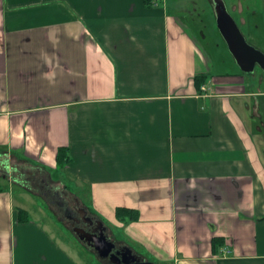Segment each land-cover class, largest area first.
I'll return each mask as SVG.
<instances>
[{"label": "crops", "instance_id": "0c3cea01", "mask_svg": "<svg viewBox=\"0 0 264 264\" xmlns=\"http://www.w3.org/2000/svg\"><path fill=\"white\" fill-rule=\"evenodd\" d=\"M188 1L0 0V154L52 178L69 147L63 184L145 260L264 264V162L243 113L264 74L251 83L233 55L237 70L214 71ZM20 208L0 192V264H94Z\"/></svg>", "mask_w": 264, "mask_h": 264}, {"label": "rangeland", "instance_id": "374dc122", "mask_svg": "<svg viewBox=\"0 0 264 264\" xmlns=\"http://www.w3.org/2000/svg\"><path fill=\"white\" fill-rule=\"evenodd\" d=\"M168 1L173 2L178 0ZM225 2L247 41L264 52V0H225ZM236 2L244 5V11L240 12L239 9H233L232 5ZM186 7L185 13H179L182 14L185 26L198 37L203 47L210 53L215 65L214 71L237 70L236 65L232 61L234 58L217 27L214 0H195L194 3H187ZM231 58L233 59L231 60ZM246 74L251 83H258L264 73L257 66L255 71ZM255 85L257 86V84ZM262 86L264 88V84ZM250 105L251 109L248 114H246V111H243V113L264 162V94L252 97ZM256 107L257 112L255 111V114H252ZM2 155L0 154V180L3 182L0 181V184L3 190L9 191L16 202L22 203L23 206L27 207L30 216L39 225L41 224L40 226H48L49 230L55 232L58 239L61 238L66 241L74 251V254H79L85 258V261L94 264H110V261H106L107 259L110 260L109 257L102 260L97 249L89 244L86 239L83 240L79 237L75 229H73L72 222L74 220L66 216L67 210L63 209V206L57 201L58 199L55 194L64 197L65 201L71 206L70 210L73 215L77 214L75 206H80L79 212L81 218L85 221L87 218L88 220L90 219L86 208H84L86 212L85 216L81 213V200H76V197L72 196V192H69L66 185L63 184L67 179L64 173L65 170L59 168L58 171L51 172V178L50 173L47 170H43L35 162H30L12 153L8 154L4 159ZM91 214L93 213L91 212ZM90 221L93 223L92 220ZM105 221L110 224V220L107 217ZM105 231L107 239L117 245L119 242L113 241L110 233ZM113 232L116 237H121L124 233V228L121 229L116 226L113 228ZM150 261L154 262L153 259H150Z\"/></svg>", "mask_w": 264, "mask_h": 264}, {"label": "water", "instance_id": "95a60500", "mask_svg": "<svg viewBox=\"0 0 264 264\" xmlns=\"http://www.w3.org/2000/svg\"><path fill=\"white\" fill-rule=\"evenodd\" d=\"M214 2L217 27L238 66L247 73L255 71L257 66L264 72V52L247 41L237 21L229 12L225 0H214ZM81 213L85 216L84 208H82ZM104 231L105 227L101 222L94 232H88L79 227L75 228V232L81 239H86L89 244L97 249L102 260L110 258V264H156L139 257L129 247H124L122 250L113 253L116 245L107 239Z\"/></svg>", "mask_w": 264, "mask_h": 264}, {"label": "trees", "instance_id": "16d2710c", "mask_svg": "<svg viewBox=\"0 0 264 264\" xmlns=\"http://www.w3.org/2000/svg\"><path fill=\"white\" fill-rule=\"evenodd\" d=\"M147 5H151L154 0H144ZM209 74L208 73H200L195 75L194 81L195 85L198 89H201V86L206 82L208 79ZM30 162H33L32 160H28ZM70 162V148L67 146L59 147L58 154H57V166L60 168H63L67 163ZM34 163V162H33ZM3 191V187L0 184V192ZM18 220L21 222H28L30 220V214L25 209H19L18 210ZM116 217L123 221V222H131V221H138L141 217V213L136 208H130L125 206H119L116 208ZM222 240L223 239H219ZM218 238L213 239V245H217Z\"/></svg>", "mask_w": 264, "mask_h": 264}, {"label": "flooded vegetation", "instance_id": "af4514ba", "mask_svg": "<svg viewBox=\"0 0 264 264\" xmlns=\"http://www.w3.org/2000/svg\"><path fill=\"white\" fill-rule=\"evenodd\" d=\"M55 196H57L56 198L58 199L57 201L63 206L62 208L63 209H65V210H67V213H66V216L68 217V218H71V219H73L74 221L72 222V225H73V229H75V228H83V229H85L86 231H88V232H94V230L95 229H97V227H98V225H99V223L101 222V220L98 218V217H96L95 215H93V214H91L89 211H88V216H89V220H84L83 218H81V216H80V212H79V209H81V207L80 206H75L76 207V215H73L72 214V211L70 210L71 209V206L68 204V202L67 201H65V199H64V197L63 196H61V195H58V194H55ZM64 199V200H63ZM75 216H76V218H75ZM75 218V219H74ZM90 220H92L93 221V223L90 221ZM100 221V222H99ZM102 223V222H101ZM104 225V224H103ZM104 227H105V225H104ZM105 230L106 231H108L107 230V228L105 227ZM105 231V232H106ZM124 248V245H122V244H117L116 245V247H115V249L113 250V253H116V252H118V251H120V250H122ZM122 253V252H121ZM120 257H121V254L119 255ZM107 262H109L110 260L109 259H107L106 260ZM105 261V262H106Z\"/></svg>", "mask_w": 264, "mask_h": 264}]
</instances>
